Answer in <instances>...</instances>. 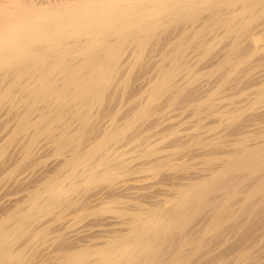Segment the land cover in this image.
<instances>
[{
    "label": "bare ground",
    "instance_id": "bare-ground-1",
    "mask_svg": "<svg viewBox=\"0 0 264 264\" xmlns=\"http://www.w3.org/2000/svg\"><path fill=\"white\" fill-rule=\"evenodd\" d=\"M2 191L0 264H264V0H0Z\"/></svg>",
    "mask_w": 264,
    "mask_h": 264
},
{
    "label": "rangeland",
    "instance_id": "rangeland-1",
    "mask_svg": "<svg viewBox=\"0 0 264 264\" xmlns=\"http://www.w3.org/2000/svg\"><path fill=\"white\" fill-rule=\"evenodd\" d=\"M261 71H263V69H262ZM261 71H260V72H261ZM1 193H2V194H1L0 196H1V197H4V196H3L4 191H2ZM4 195H5V194H4ZM6 195H8V194H6ZM6 195H5V196H6ZM11 195H12V194H11ZM11 195H10V196H11ZM13 195H14V194H13ZM13 195H12V196H13ZM8 196H9V195H8ZM5 198H6V197H5ZM2 199H4V198H2Z\"/></svg>",
    "mask_w": 264,
    "mask_h": 264
}]
</instances>
